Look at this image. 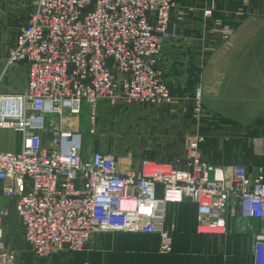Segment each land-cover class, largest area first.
<instances>
[{"label": "built area", "instance_id": "built-area-1", "mask_svg": "<svg viewBox=\"0 0 264 264\" xmlns=\"http://www.w3.org/2000/svg\"><path fill=\"white\" fill-rule=\"evenodd\" d=\"M174 5V0L30 1L5 60L6 66H25L26 86L19 93L0 92V129L20 135L19 150H0V264H19L3 239L10 213L39 258L82 250L98 231L157 233L159 251L169 253L175 226H164L167 207L184 200L196 205L199 233H225L234 201H250L251 215L264 218V166L251 172L241 163L212 165L199 132L185 137L183 155L171 163L144 157L138 168L120 169L114 153L86 149L85 134L74 127L83 104L94 135L100 102H173L157 62L170 36ZM213 10L210 5L203 13ZM231 33L224 28L223 39ZM192 98L196 124L213 120L203 110L202 84ZM249 252L255 264H264V234L255 235Z\"/></svg>", "mask_w": 264, "mask_h": 264}, {"label": "crops", "instance_id": "crops-1", "mask_svg": "<svg viewBox=\"0 0 264 264\" xmlns=\"http://www.w3.org/2000/svg\"><path fill=\"white\" fill-rule=\"evenodd\" d=\"M30 1L0 0V92L3 93H19L26 86L25 66H6L5 60L26 21ZM174 4L170 36L157 62L173 102L119 109L118 121L107 120L105 115L100 118L93 138L88 141L85 137V148L112 152L120 169H133L139 167L144 157L171 163L183 155L185 137L199 132L204 136L202 151L209 163L217 166L241 163L253 172L257 166H264V109L239 114L232 110L229 96H225L224 104L218 105L205 94L212 86L219 92L233 91L232 80L222 83L219 78L226 76L227 71L216 67L217 60L249 22L252 25L251 21H256L258 36L264 34V0H174ZM210 5L214 6L213 13L205 16L203 9ZM226 27L232 31L228 40L222 37ZM199 83L203 86V110L213 120L204 119L196 124L190 113L194 89ZM101 112L104 115L103 109ZM75 127L85 131L83 127ZM120 128L124 135L116 132ZM19 149L20 135L0 129V150ZM161 193L158 185L156 194ZM250 210L248 200L232 202L226 214L225 233L212 234L197 232L195 204L184 200L168 205L164 226H175L169 253L159 251L157 233L98 231L82 250L53 253L48 258L33 255L24 242L17 251V259L19 264H255L249 251L255 235L264 234V218L251 215Z\"/></svg>", "mask_w": 264, "mask_h": 264}, {"label": "rangeland", "instance_id": "rangeland-1", "mask_svg": "<svg viewBox=\"0 0 264 264\" xmlns=\"http://www.w3.org/2000/svg\"><path fill=\"white\" fill-rule=\"evenodd\" d=\"M249 22V25L241 29L237 38L232 44L225 49L222 58L217 60L216 67L226 69V76H221L222 83L231 84L233 91L219 92L217 87L207 88L205 97L209 100H215L216 104H224L225 96L232 99V110L239 114L247 115L252 112H261L264 109V34L258 36L256 21ZM216 80L213 81L215 83ZM233 85V86H232ZM230 86V85H229ZM226 87V86H225ZM228 87V86H227ZM135 105H144L140 103H108L100 102L96 109V120L98 117L97 128L100 126V118L107 117V120L118 121L120 119L117 110H126L133 108ZM102 109L104 115H102ZM77 122L72 120L74 127H83L84 134L88 141L93 138V134L89 133V107L82 105V109ZM106 121V120H105ZM121 129V128H120ZM97 132V129H96ZM120 135L125 132L116 130ZM9 199L3 197V205L7 206ZM3 239L6 245L12 249L16 255L18 250L25 243L22 237L21 227L17 217L10 213L3 221ZM31 253L35 255L32 251ZM36 256V255H35Z\"/></svg>", "mask_w": 264, "mask_h": 264}]
</instances>
